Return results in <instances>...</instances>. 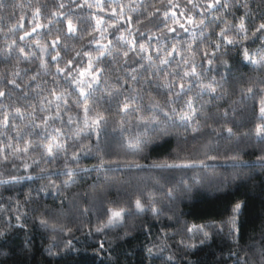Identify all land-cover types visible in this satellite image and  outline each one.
I'll return each instance as SVG.
<instances>
[{
  "label": "clouds",
  "instance_id": "obj_1",
  "mask_svg": "<svg viewBox=\"0 0 264 264\" xmlns=\"http://www.w3.org/2000/svg\"><path fill=\"white\" fill-rule=\"evenodd\" d=\"M73 241L264 264V0H0V264Z\"/></svg>",
  "mask_w": 264,
  "mask_h": 264
},
{
  "label": "trees",
  "instance_id": "obj_2",
  "mask_svg": "<svg viewBox=\"0 0 264 264\" xmlns=\"http://www.w3.org/2000/svg\"><path fill=\"white\" fill-rule=\"evenodd\" d=\"M70 250L72 252V256L70 257V260L73 261V264H82L83 261L82 258H86L84 253L87 252L88 254H92L93 251L92 249H88L84 247L82 244L77 243L76 241H73V246ZM96 254L104 255L102 251ZM78 255L80 256L79 260L76 259ZM92 264H95L94 257L92 258Z\"/></svg>",
  "mask_w": 264,
  "mask_h": 264
},
{
  "label": "snow or ice",
  "instance_id": "obj_3",
  "mask_svg": "<svg viewBox=\"0 0 264 264\" xmlns=\"http://www.w3.org/2000/svg\"><path fill=\"white\" fill-rule=\"evenodd\" d=\"M86 258H82L83 261H85Z\"/></svg>",
  "mask_w": 264,
  "mask_h": 264
}]
</instances>
